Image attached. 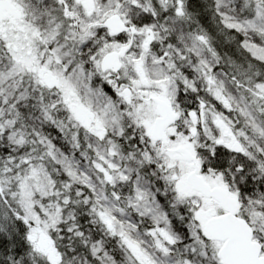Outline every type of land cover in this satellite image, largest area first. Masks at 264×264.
Here are the masks:
<instances>
[{"label":"snow or ice","instance_id":"1","mask_svg":"<svg viewBox=\"0 0 264 264\" xmlns=\"http://www.w3.org/2000/svg\"><path fill=\"white\" fill-rule=\"evenodd\" d=\"M0 264H264V0H0Z\"/></svg>","mask_w":264,"mask_h":264}]
</instances>
